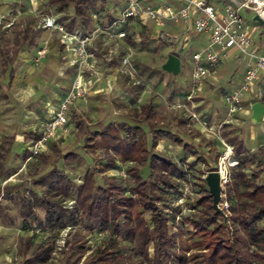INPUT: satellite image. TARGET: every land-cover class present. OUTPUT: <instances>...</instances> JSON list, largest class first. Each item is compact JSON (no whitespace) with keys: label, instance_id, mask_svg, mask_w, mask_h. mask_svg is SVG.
Wrapping results in <instances>:
<instances>
[{"label":"rangeland","instance_id":"1","mask_svg":"<svg viewBox=\"0 0 264 264\" xmlns=\"http://www.w3.org/2000/svg\"><path fill=\"white\" fill-rule=\"evenodd\" d=\"M119 7L118 0H86L82 8L89 15V21L87 25H83L74 14L71 1L65 4L49 3L46 0L0 2V49H5L10 55L12 49L18 47L12 63L13 77L10 83L7 82L8 70L0 57V143L13 138L4 167L0 168V186L17 185L34 169L41 171L45 168L44 164L39 162L37 154L32 155L28 150L31 144L28 132H37L42 123L52 116L56 104L68 90L69 82L80 68L59 45L58 34L46 29L41 18L54 15L62 23L73 19V29L88 34L95 25H104L113 15L118 16ZM242 16L243 19H248L252 14L242 11ZM152 27L155 29L152 25L149 29L146 24L142 25V30L137 32L139 40H133V35L129 33V37L125 39L126 44H118L116 50L111 53L105 48L109 43L108 39L96 32L89 48L94 50L98 57L97 68L102 75L110 72L111 67L114 68V88L118 86L126 94V103L130 106H125L118 98L111 97L112 94L110 96L100 91L93 95L87 92L83 98L75 99L67 111L65 133L52 142L62 153L71 152L74 156L68 162L59 157L54 161V165L67 175L74 186L81 183L85 170L104 168V151L88 147L83 149L84 131L77 129V119H81L89 130L101 128L109 122H125L130 125L135 123L141 128L149 146L150 127L145 122L136 123L135 113L141 105L153 102L155 114L159 116L155 123L173 130L190 143L191 149L202 151L201 154L206 158L204 163L200 160L194 161V155L183 152L169 139L159 140L155 147L160 155L170 158L183 168L186 175L185 179L176 180L177 192L170 193L158 204L159 207H165L171 205L175 199L172 204L178 207L174 220L169 222L168 231L175 237V255L180 256L182 260H174L171 264H204L208 253V249L204 248L205 242L223 236L212 231L210 226L204 227L202 235L195 230L191 222L197 212L194 208L195 200L207 190L205 177L209 172H217L218 167L222 175L219 182V200L226 202L228 210L222 221L230 230L235 229L233 233L237 236L236 242L241 248L240 251H254L257 246L249 242L243 230L230 219L229 204L234 205L236 199L233 196L227 199L226 193L230 186L232 167L229 163L234 161L235 157L231 151L224 149L223 144H228L224 141L222 133L233 131L242 138L244 146L248 149L247 157L254 161L245 172L254 183H264V112L257 122H252L249 114L242 112L232 117L227 116L223 95L236 84V78L230 72L233 64L222 65L220 68L218 66L214 75L209 76L213 69L206 73L200 84L192 83L189 75L193 68L189 56L191 46L178 52L180 63L176 74L162 69L167 55L174 52L175 47L150 38L148 33L152 32ZM160 29L178 34L177 31H171L168 23L160 26ZM179 38L181 40L180 35ZM252 41L260 50H264V32ZM122 56L128 57L129 65L120 64ZM81 69L85 77L89 75L87 70L82 67ZM26 151L28 155L25 158ZM50 151V146L47 145L44 153ZM115 165L125 171L132 164L115 161ZM117 171L106 169L103 173H95L94 184H101L102 175H105L113 176L126 185L127 174L120 178ZM139 173L145 178L148 174L147 166L140 167ZM244 189L247 188L237 185L238 192ZM73 195L71 192L72 197ZM180 196L182 199L177 202ZM243 202L246 203L242 204V213L246 214L252 208L247 205L246 200ZM72 203L70 198L63 201L67 208H70ZM251 203L264 204V194ZM4 206L6 214L0 218V264H18L19 259L14 254L15 244L19 237L25 235L31 237L32 243L51 244L50 258L44 264H62L64 241L71 237L85 240V253L77 263L80 264L84 257L92 254L101 245L105 237V233L98 229L87 230V221L78 214L74 225L55 232H43L34 228V220L23 222L19 219L16 200L13 203L5 202ZM36 213L41 217L42 211L37 210ZM258 225H264V219L258 222ZM118 252L122 255L120 264H141L130 244H119ZM149 252L151 253L150 247Z\"/></svg>","mask_w":264,"mask_h":264},{"label":"trees","instance_id":"2","mask_svg":"<svg viewBox=\"0 0 264 264\" xmlns=\"http://www.w3.org/2000/svg\"><path fill=\"white\" fill-rule=\"evenodd\" d=\"M46 1L58 4L71 1L73 12L80 23L88 24L89 15L82 8L86 0ZM72 22L73 19H70L63 23L67 30H73ZM17 52L18 47L12 49L10 55L5 49H0L1 60L8 70V83L13 77L12 63ZM171 54L177 56L174 52ZM135 116L136 123L145 122L150 127L149 146L137 124L109 122L101 128L89 130L81 119H77V129L84 131L83 149L88 147L104 151V168L85 170L81 183L74 186L67 175L54 165L59 157L68 162L74 156L73 153H62L52 145L49 153H37L39 162L44 164L43 170L34 169L17 185L0 186V218L6 214L4 203H13L15 200L18 203L19 219L23 222L34 220V228L43 232H55L74 225L77 214L80 215L87 221V230L98 229L105 233L101 245L84 257L80 264H120L122 255L118 250L121 243L131 245L141 264H171L174 260L181 261L182 258L174 252L177 248L175 237L168 231L169 222L174 220L178 212L177 205L172 204L175 199L165 207H159L158 204L170 193L177 192L176 180H183L186 175L183 168L170 158L160 155L155 147L159 140L169 139L183 152L194 155V161L204 163L206 158L200 151L191 149L190 143L175 132L155 123L159 116L155 114L151 102L141 105ZM28 136L33 142L39 138L40 132L31 131ZM222 136L236 161L230 168V186L226 193L227 199L230 196L236 199L234 205L229 204L230 219L243 230L249 242L257 247L249 253L240 251L237 236L233 233L235 229L230 230L222 221V213L212 207L211 196L206 190L195 200L194 208L197 212L194 213L192 225L202 235L204 227L210 226L212 231L223 236L205 242L204 248L208 249V253L204 264H264V225H258L264 219V204L251 203L264 194V183H254L245 172L254 161L247 157L248 149L242 138L233 131L224 132ZM12 143L13 138L0 143V168L4 167ZM27 155L26 151L24 157ZM115 161L132 164L125 170L127 184L123 185L119 179L105 175H102L101 184H94L95 173L114 168ZM145 165L148 174L143 178L139 168ZM237 185L247 189L238 192ZM71 192L74 193L73 197ZM66 198L73 201L70 208L63 205ZM245 200L252 208L246 214L242 213ZM37 210L42 211L41 217L37 216ZM51 250L50 243H32L31 237L25 235L16 240L14 254L19 259L18 264H44L50 258ZM84 253L85 240L71 237L64 241L62 264H77Z\"/></svg>","mask_w":264,"mask_h":264},{"label":"built area","instance_id":"3","mask_svg":"<svg viewBox=\"0 0 264 264\" xmlns=\"http://www.w3.org/2000/svg\"><path fill=\"white\" fill-rule=\"evenodd\" d=\"M118 4L119 15L104 25H95L88 34H83L77 29L67 30L54 15H45L41 18L42 25L46 29L58 34L59 42L80 68L74 74L68 90L56 104L52 116L42 123L38 131L39 138L31 142L28 150L32 155L44 151L50 141L56 140L65 133L68 108L75 99L83 98L87 93L89 82L82 74L81 67L91 69L95 64V53L89 46L96 32L124 40L128 33L129 20H148L152 26H155V29L152 27L154 38L172 45L178 39L161 30L160 26L166 23L184 22L193 14L192 30L196 34H207V40L201 49L190 55L193 62V68L189 72L191 82L200 84L208 71L225 59L230 52H234V58L238 63L243 60L244 70L239 84L223 95L227 116L231 117L242 112L245 98H250L252 103L260 101L264 105V54H257L250 49V32L244 25L242 16V10H246L264 21V0H227L221 5L206 0H118ZM120 64L129 65L128 57L122 56ZM255 86L257 89H254ZM223 146L228 152L231 151L230 146L226 144ZM235 164V160L229 163L230 166ZM110 170L115 172L118 170L117 174L120 178L126 175L123 169H118L116 166ZM217 173L220 182L222 175L219 167ZM181 199L180 196L177 202ZM217 207L226 217L228 212L226 202L220 199Z\"/></svg>","mask_w":264,"mask_h":264},{"label":"crops","instance_id":"4","mask_svg":"<svg viewBox=\"0 0 264 264\" xmlns=\"http://www.w3.org/2000/svg\"><path fill=\"white\" fill-rule=\"evenodd\" d=\"M2 1H4V0H0V2H2ZM150 1H153V0H150ZM157 1H159V0H157ZM208 1L211 3L217 4V5H221L224 1H227V0H208ZM242 11L246 12V10H242ZM113 17H116V16L113 15L108 21H110ZM192 18H193V14L191 15V17L188 20H186L184 22H179L177 24H168L169 27H171L172 32L173 31L178 32V34L168 32L169 34L174 35L178 39V41L175 44L170 45L171 47H175L174 53H176L177 57L179 56L178 52L185 47H188V46L192 47V49L189 53V56H190L192 52L201 49L206 43L207 34H205V33L196 34L192 30ZM144 24L147 25L148 29H149V26H151L150 22L146 19L129 20L128 25H127L128 27L126 26L128 33H127V36L125 37V39L129 37L128 34L130 33L133 35L132 36L133 40H139L137 32L142 30V25H144ZM244 25L247 27L248 31L250 32L251 41L254 40L256 37H259L261 32H264V21H259L256 18H254V14H252V16L250 18L244 19ZM148 34H149L150 38H154L151 31H149ZM179 35L181 37V40L179 38ZM102 36H104V35L102 34ZM104 37H106V39H108L107 41H109V43L106 44L105 48L110 53L114 52L116 50L118 44H126L125 39L120 40V39L110 38L107 36H104ZM59 45L61 46V48L64 49L65 53H67L70 57L71 56L70 53L67 50H65V48L62 46V44L60 43ZM249 47H250V49L254 50L257 54H261V55L264 54V50H260V47L255 45L253 43V41L251 42ZM94 53H95V51H94ZM94 60H95L94 66L91 69L90 68L85 69L88 71V74H89L86 77L84 76L87 79V81L89 82L87 92H89V94H91V95H93L96 91H100L101 93H104V94H109L110 96L112 94L111 97L118 98L119 101L122 102L125 106H130L129 103H126L128 101L126 98V94L123 91H121L120 88H118V86L115 87L116 89L114 88V86L116 84V75L113 74V72H112V69H114V68L111 67L110 72L102 75L101 72L97 68L98 57H97L96 53L94 55ZM231 64H233V65L231 66L232 68H231L230 72H232L234 77L236 78V84L234 86H232L228 91L235 88L239 84V82L241 81V77H242L243 70H244L243 60L241 61V63H238V61L234 58V52H230L229 55L225 59H222L221 61L218 62V64L213 68L214 71L210 72V74H209V76L214 75L217 72V70H215V69L218 68V66L220 68L222 65H231ZM102 82L104 83V85H98V83H102ZM70 83H71V81L69 82V86H70ZM69 86H68V88H69ZM254 89H257V87L255 86ZM228 91H226V92H228ZM151 103L153 104V102H151ZM251 103H252V101L250 100V98H245L244 103H243L242 113L250 114V104ZM132 106H134V104H132ZM234 115H237V114H234ZM234 115H232V116H234ZM171 131H173V130H171ZM52 142L53 141H50L48 143V146H50V149H51V146L53 145ZM196 151H198V149H196ZM42 152H44V151H42ZM200 152H202V151H200Z\"/></svg>","mask_w":264,"mask_h":264},{"label":"water","instance_id":"5","mask_svg":"<svg viewBox=\"0 0 264 264\" xmlns=\"http://www.w3.org/2000/svg\"><path fill=\"white\" fill-rule=\"evenodd\" d=\"M259 21H262L257 15H254ZM179 58L173 54H168L165 62L162 64V69L172 74H176L179 71ZM264 112V105L260 101H255L250 105V114L249 119L252 122H257L260 120L262 114ZM205 183L207 186L208 194L211 196L212 207L216 211H220L217 207L219 202V193H220V186H219V175L215 172L207 173L205 177Z\"/></svg>","mask_w":264,"mask_h":264}]
</instances>
